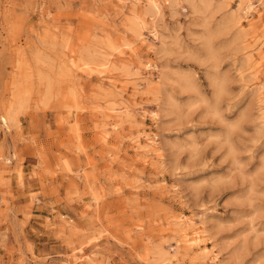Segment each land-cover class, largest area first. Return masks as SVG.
Returning a JSON list of instances; mask_svg holds the SVG:
<instances>
[{
  "label": "rangeland",
  "instance_id": "obj_1",
  "mask_svg": "<svg viewBox=\"0 0 264 264\" xmlns=\"http://www.w3.org/2000/svg\"><path fill=\"white\" fill-rule=\"evenodd\" d=\"M150 1L0 0V264H264V0Z\"/></svg>",
  "mask_w": 264,
  "mask_h": 264
},
{
  "label": "bare ground",
  "instance_id": "obj_2",
  "mask_svg": "<svg viewBox=\"0 0 264 264\" xmlns=\"http://www.w3.org/2000/svg\"><path fill=\"white\" fill-rule=\"evenodd\" d=\"M150 2L152 4V6H154V7H157L158 6V1L157 0H151ZM250 7H251V5L247 4V6L244 8L245 11L248 10ZM183 231L186 233V237L184 238V241L185 242H188L190 236H187V234H191L190 227L189 226L188 227H185L184 226L183 227Z\"/></svg>",
  "mask_w": 264,
  "mask_h": 264
}]
</instances>
